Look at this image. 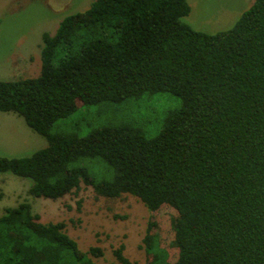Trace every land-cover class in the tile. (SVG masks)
Here are the masks:
<instances>
[{
	"label": "trees",
	"instance_id": "16d2710c",
	"mask_svg": "<svg viewBox=\"0 0 264 264\" xmlns=\"http://www.w3.org/2000/svg\"><path fill=\"white\" fill-rule=\"evenodd\" d=\"M187 0H92L42 32L35 76L0 79V111L14 112L45 144L0 156V172L29 179L27 195L57 200L81 184L100 196L168 206L175 255L150 221L145 262L112 249L117 264H264V0L215 33L182 18ZM168 91L182 101L148 136L127 122L85 135L56 122L77 105ZM111 169L100 176L93 168ZM65 223L42 222L28 199L0 215V264H95Z\"/></svg>",
	"mask_w": 264,
	"mask_h": 264
},
{
	"label": "rangeland",
	"instance_id": "374dc122",
	"mask_svg": "<svg viewBox=\"0 0 264 264\" xmlns=\"http://www.w3.org/2000/svg\"><path fill=\"white\" fill-rule=\"evenodd\" d=\"M92 0H0V79L35 76L40 68L41 34L52 33L67 14L82 11ZM254 0H187L189 13L182 18L194 29L215 33L234 25ZM182 104L168 91L144 92L119 102H101L78 107L55 126L79 136L102 124L127 122L148 136L158 133L163 116ZM45 139L32 130L23 117L0 111V156H25L43 147ZM100 176L111 169L103 164L93 168ZM29 179L10 172H0V215L5 207L28 199L42 222L65 223L66 233L79 249L99 246L103 255L92 257L95 264H117L112 249L124 245V255L132 261L145 262L142 238L150 221L160 243L175 255L171 242V218L174 210L162 206L149 211L135 196L123 193L116 198L97 195L91 186L80 188L61 199L32 198L27 195Z\"/></svg>",
	"mask_w": 264,
	"mask_h": 264
}]
</instances>
